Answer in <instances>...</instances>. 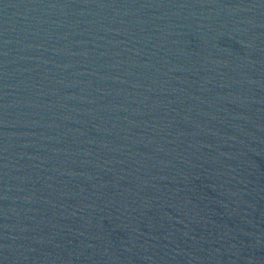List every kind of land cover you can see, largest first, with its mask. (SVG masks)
<instances>
[{"label":"water","instance_id":"95a60500","mask_svg":"<svg viewBox=\"0 0 264 264\" xmlns=\"http://www.w3.org/2000/svg\"><path fill=\"white\" fill-rule=\"evenodd\" d=\"M0 264H264V0H0Z\"/></svg>","mask_w":264,"mask_h":264}]
</instances>
